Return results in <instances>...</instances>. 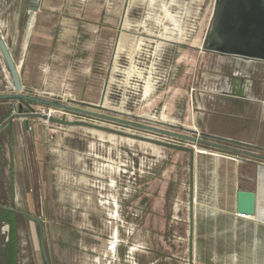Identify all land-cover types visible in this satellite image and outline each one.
Instances as JSON below:
<instances>
[{
  "label": "rangeland",
  "instance_id": "obj_1",
  "mask_svg": "<svg viewBox=\"0 0 264 264\" xmlns=\"http://www.w3.org/2000/svg\"><path fill=\"white\" fill-rule=\"evenodd\" d=\"M28 3L0 0V33L19 67L22 93L138 126L17 99L0 101V120L7 107L17 113L21 102L27 112L50 109L58 118L64 114L164 144L20 119L26 142L34 124L48 140L43 159L26 148L28 169L20 175H30L31 186L19 188L8 176V145L0 178L13 193L20 189L21 197L6 200L40 219L48 264L65 261L70 242L98 249L117 237L139 246V264L150 256L155 264H189L187 183L180 168L186 160L177 150L197 144L139 125L197 137L191 120L199 93L224 88L234 73L249 74L254 83L264 63L202 49L215 0H39L31 30ZM106 79L103 108H94L89 104H99ZM10 92L0 54V93ZM15 122L6 126L1 142L21 131ZM182 180L186 185L179 188ZM26 192L32 196L29 208ZM7 231L0 222V247ZM18 236L17 264H46L37 223L23 217Z\"/></svg>",
  "mask_w": 264,
  "mask_h": 264
},
{
  "label": "crops",
  "instance_id": "obj_2",
  "mask_svg": "<svg viewBox=\"0 0 264 264\" xmlns=\"http://www.w3.org/2000/svg\"><path fill=\"white\" fill-rule=\"evenodd\" d=\"M20 80L22 84L21 75ZM252 81L249 74L234 73L224 88L200 92L196 100L191 120L193 132L201 140L226 143L232 150L204 148L200 144L191 152L183 148L192 147L187 144L177 150L178 157L186 160L180 168L186 174L187 185L182 180L178 186H187V235L192 198V255L197 264H264V69L259 71V80ZM14 122L21 131L11 135L8 176L18 188L31 186L30 175L21 176L25 167L28 169L26 148L34 150L37 159H43L48 139L34 124L26 142V123L22 125L20 119ZM75 184L72 176L71 185ZM239 190L256 193L254 216L237 215ZM168 191L174 193L171 187ZM24 195L29 208L32 196L29 192ZM13 197L16 202L20 200V189ZM165 197L170 200V195ZM29 212L32 211L28 209ZM187 241L189 257V235ZM122 243L117 237L97 249L96 245L70 242L66 260L58 264H139V246ZM147 264H155L153 256Z\"/></svg>",
  "mask_w": 264,
  "mask_h": 264
},
{
  "label": "water",
  "instance_id": "obj_3",
  "mask_svg": "<svg viewBox=\"0 0 264 264\" xmlns=\"http://www.w3.org/2000/svg\"><path fill=\"white\" fill-rule=\"evenodd\" d=\"M39 0H29V10L33 13L36 12ZM202 49L206 52L217 53L221 55L231 56L240 60L248 61H260L264 62V0H215V6L212 16V24L207 29L202 42ZM0 54L4 60L5 67L8 71L11 84L12 92L10 93H0V100L4 99H17L26 100L29 102L39 103L54 106L63 110H69L72 112L85 114L93 117L108 119L111 121H116L128 125H135L132 122H127L118 118H113L109 116H104L91 112L84 109H79L67 104L55 103L34 96H30L22 93V84L20 80L19 67L15 63L13 56L0 33ZM108 80L106 79L99 104H89L94 108L102 109L103 100L106 92ZM75 103H83L71 100ZM37 118L50 123H57L66 126H82L91 128L93 130L111 132L119 136H125L131 139L143 140L146 142H152L157 144H164L163 142L153 140L151 138L126 133L118 130L108 129L96 124L86 123L82 121H72L63 114L62 117L58 118L49 114L39 113V112H27V110H22V103L18 105L17 113H10L0 124V131L12 121L17 119H23L27 123L28 119ZM141 128L148 129L154 132H162L174 136L179 139H184L191 143L201 144L205 143L210 146L221 147L227 150H232L230 147L223 146L216 143H211L203 141L198 137H190L180 134H175L171 132L161 131L156 128L149 126L139 125ZM166 144V143H165ZM184 149L191 152L193 148ZM241 152V150H236ZM190 219H189V264H197L193 261L192 255V239H193V213H192V198L190 200ZM257 196L255 192L239 190L237 192V204L236 212L238 214H245L247 216H254L257 213ZM0 207H2L0 205ZM10 211L15 212L13 208L4 207ZM29 217L34 220L39 228L40 244L43 252L44 261L48 264L46 253L43 246V231L42 223L39 218L29 215Z\"/></svg>",
  "mask_w": 264,
  "mask_h": 264
},
{
  "label": "trees",
  "instance_id": "obj_4",
  "mask_svg": "<svg viewBox=\"0 0 264 264\" xmlns=\"http://www.w3.org/2000/svg\"><path fill=\"white\" fill-rule=\"evenodd\" d=\"M22 101V100H20ZM205 141V140H203ZM211 143H220L215 141H207ZM220 145L227 146L226 143H220ZM201 147L210 148L205 143L200 144ZM209 146V147H208ZM10 197L13 196L12 189H9ZM11 206V205H10ZM22 216L16 212L0 209V222L5 223L8 226L7 238L2 240L0 247V264H17L18 263V251H19V236L18 229L22 220Z\"/></svg>",
  "mask_w": 264,
  "mask_h": 264
},
{
  "label": "flooded vegetation",
  "instance_id": "obj_5",
  "mask_svg": "<svg viewBox=\"0 0 264 264\" xmlns=\"http://www.w3.org/2000/svg\"><path fill=\"white\" fill-rule=\"evenodd\" d=\"M28 8H29V3H28ZM10 112H11V108L10 107H7L5 109L4 117L0 120V124L10 114ZM9 125L10 124H8L6 126L8 127ZM6 126L0 131V138L3 136V132H4V129L6 128ZM8 143H9L8 137H7V141L6 142H4V141L1 142L0 141V174L2 173V175L4 173L5 165H6V161H7L6 148H8V145H9ZM9 189H10L9 181H8V183H5L0 178V205L2 206V207H0V209H5L4 207L13 208V209L16 210L15 212L18 213V214H20L22 217H28L29 219H31L29 217V215H31L30 213L25 212L23 210H20L18 208H15L9 201L6 200V197L7 198L10 197ZM5 210H8V209H5Z\"/></svg>",
  "mask_w": 264,
  "mask_h": 264
},
{
  "label": "bare ground",
  "instance_id": "obj_6",
  "mask_svg": "<svg viewBox=\"0 0 264 264\" xmlns=\"http://www.w3.org/2000/svg\"><path fill=\"white\" fill-rule=\"evenodd\" d=\"M35 13H33L32 11H30V18H29V22H28V26H29V30H31L30 28L32 27V25H33V23H34V15ZM28 30V31H29ZM120 47V46H119ZM245 62L247 61V60H244ZM54 111H51V113H53ZM170 123V122H169Z\"/></svg>",
  "mask_w": 264,
  "mask_h": 264
},
{
  "label": "built area",
  "instance_id": "obj_7",
  "mask_svg": "<svg viewBox=\"0 0 264 264\" xmlns=\"http://www.w3.org/2000/svg\"><path fill=\"white\" fill-rule=\"evenodd\" d=\"M51 111H53V110H50V109H49V111H48L47 113H45L44 110H42V111L39 112V113H45V114L52 115ZM28 129H30V127H28ZM192 148H193V149H196V146H195V145H192ZM237 215H238L239 217H241V218H249V217H250V216H247V215H245V214H238V213H237Z\"/></svg>",
  "mask_w": 264,
  "mask_h": 264
}]
</instances>
